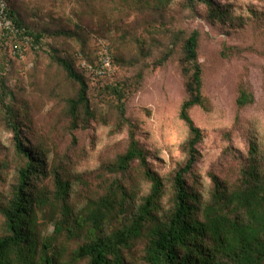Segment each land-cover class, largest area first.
Instances as JSON below:
<instances>
[{"label": "rangeland", "instance_id": "obj_1", "mask_svg": "<svg viewBox=\"0 0 264 264\" xmlns=\"http://www.w3.org/2000/svg\"><path fill=\"white\" fill-rule=\"evenodd\" d=\"M7 1L32 30L44 34L45 42L38 52L31 50L30 42L25 44L21 57L15 52L18 40L13 43L0 38V74L14 91L17 106L27 111L23 135L30 144L45 148L53 165L57 163L68 173L88 172L86 194L94 195L115 176H122L106 166L127 148L129 126L121 125L116 98L91 85L95 119L87 129L69 132L67 99L75 94L77 84L52 59L55 52L78 63L76 56L82 49L90 57L108 51L113 60L128 64L143 60L140 45L150 53L148 63L174 49L162 67L146 71L139 91L126 103L127 116L136 124L137 137L149 152L150 166L165 179L167 193L162 202L167 207L171 180L185 163L189 138V127L180 117L181 104L188 96L182 44L174 43L182 32L187 37L198 30L203 93L209 110L194 107L190 111L204 137L188 184L207 197L212 174L235 181L247 163L252 142L258 144L264 163V0H215L231 7L234 20L226 23L210 21L206 5L192 7L185 0L147 11L123 0ZM67 30L75 32V37L62 35ZM116 63L115 78L107 83L131 78L139 68ZM242 88L254 93L255 102L240 109L237 98ZM2 115L0 93V195L8 198L23 162L15 153L13 133ZM123 177L125 183L136 187L138 198L149 192L151 184L138 162ZM78 181L73 179L75 184ZM53 230L54 225L49 224L44 232ZM142 249L140 243L130 251L135 264H140Z\"/></svg>", "mask_w": 264, "mask_h": 264}, {"label": "trees", "instance_id": "obj_2", "mask_svg": "<svg viewBox=\"0 0 264 264\" xmlns=\"http://www.w3.org/2000/svg\"><path fill=\"white\" fill-rule=\"evenodd\" d=\"M1 1L7 4L10 18L30 38L31 50L43 49L44 34L32 30L7 0ZM123 1L139 11H147L167 8L174 0ZM185 1L192 7L198 3L206 5L212 22L234 20L230 5L215 0ZM72 32L63 31L62 35L75 37ZM183 34L177 36L174 46L181 41L182 73L188 96L181 104L180 117L189 127V138L185 163L171 180L172 196L167 207L162 202L167 193L165 179L150 166L149 152L137 137L136 124L127 116L126 103L129 96L139 91L146 71L162 67L174 54L173 48L152 63L146 61L150 53L144 45H140L143 60L128 64L113 60L115 72L116 61L139 67L133 77L116 83L106 82L113 81L115 72L100 77L89 69V65L99 64L100 55L90 57L82 49L76 56L79 62L73 63L57 52L51 53L67 77L77 84L75 94L67 99L69 132L87 129L95 119L91 87L97 85L101 87L99 93L116 98L121 125L129 126L127 148L106 166L122 176H115L94 195L86 194L88 172L68 173L50 162L45 148L25 139L27 111L17 106L14 91L0 74L2 118L13 133L15 153L23 162L10 196L0 195V264H135L130 251L140 243V264H264V163L258 144L251 143L250 156L235 181L211 175L209 196L188 184L204 137L190 111L194 107L208 111L209 105L203 93V67L199 61L200 32L194 30L187 37ZM0 38L13 43L16 39L1 35ZM254 102V93L242 88L238 107ZM135 162L151 184L149 192L140 198L136 187L122 180ZM73 179L79 180L78 184ZM49 224L54 225V230L46 234L44 230Z\"/></svg>", "mask_w": 264, "mask_h": 264}, {"label": "built area", "instance_id": "obj_3", "mask_svg": "<svg viewBox=\"0 0 264 264\" xmlns=\"http://www.w3.org/2000/svg\"><path fill=\"white\" fill-rule=\"evenodd\" d=\"M0 35L4 37L13 36L18 40L15 52L23 57L25 52V44L30 42V38L22 33V30L10 18L7 4L4 1L0 2ZM89 69L96 76H110L115 72L114 62L111 53L102 51L100 61L97 66L89 65Z\"/></svg>", "mask_w": 264, "mask_h": 264}]
</instances>
